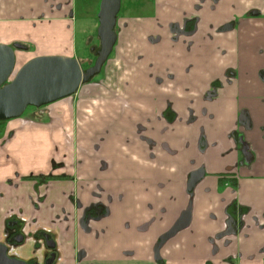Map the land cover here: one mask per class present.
Returning <instances> with one entry per match:
<instances>
[{
  "label": "crops",
  "instance_id": "obj_1",
  "mask_svg": "<svg viewBox=\"0 0 264 264\" xmlns=\"http://www.w3.org/2000/svg\"><path fill=\"white\" fill-rule=\"evenodd\" d=\"M71 3L0 0V43L30 46L16 68L75 57ZM147 3L76 103L0 122V240L17 215L32 243L18 253L39 262L37 230L54 237V264H264V0ZM187 212L158 262L159 237Z\"/></svg>",
  "mask_w": 264,
  "mask_h": 264
},
{
  "label": "water",
  "instance_id": "obj_2",
  "mask_svg": "<svg viewBox=\"0 0 264 264\" xmlns=\"http://www.w3.org/2000/svg\"><path fill=\"white\" fill-rule=\"evenodd\" d=\"M121 0H101L97 13L99 49L92 66L82 69L78 59L67 55H37L16 68V50H26L21 42L0 43V121L20 117L28 106L40 107L67 97L97 74L110 54L115 41L114 30ZM188 223L187 214L171 234ZM166 237V236H165ZM21 238H19L20 240ZM53 248L54 242L47 241ZM0 243V264H28L6 254ZM54 254L47 263H51Z\"/></svg>",
  "mask_w": 264,
  "mask_h": 264
},
{
  "label": "flooded vegetation",
  "instance_id": "obj_3",
  "mask_svg": "<svg viewBox=\"0 0 264 264\" xmlns=\"http://www.w3.org/2000/svg\"><path fill=\"white\" fill-rule=\"evenodd\" d=\"M99 5H100V2H99ZM200 7H201V5L197 4L196 9L199 10ZM120 9H121V4H120ZM120 9H119V11H120ZM98 10H99V8H98ZM118 13H117L116 23H115V27H114V30H115V33H116V41L118 39L119 33L123 32L124 31L123 28H126L127 25H128V23L124 22L123 26H121V24H120L121 17L118 15ZM69 18L73 22V20L75 19L74 13H71L69 15ZM97 20H98V18H97ZM177 29H178L179 32L183 31L184 33H186L184 25H182V26L178 25ZM174 33L176 35V31ZM96 36H97V29H96ZM98 40H99V38H98ZM116 41H115V43H116ZM96 47H97L96 44L94 46H92L91 51L94 50L95 54H94L92 60L89 59L90 61H88V62H85L82 58L77 56L78 61L80 60L83 65L85 64V66H82L80 64L82 69H86V68H88V67L93 65V63L95 61V58H96V51L99 49V47H98V49L95 50ZM112 50H113V48H112ZM112 50H111V52H112ZM111 52H110V54H111ZM110 54L108 55L107 59L102 64V66H101V68H100V70H99V72L97 74H95L92 78H90L89 81L81 83L80 86L78 87V89L75 91V93H73V94H71V95H69L67 97H64V98H71L74 101V103H76V100H77L76 98H77V95H78L81 87L83 85H85V84L91 83L93 81V79H95L101 73L105 63L109 59ZM80 61H79V63H80ZM217 84L219 85V81H217ZM61 99H63V98H61ZM50 104L43 105V106H40V107H34V106H28V107H31L32 109L45 108V109H42L43 110L42 112H46L49 115V112L51 111V108L49 106ZM30 119L33 120L32 117ZM67 137H69L72 140L73 135H72L71 131L67 133ZM63 176H65V175H54V174L31 175L30 174V175H23L20 178L21 179H37L38 183H42L44 181H47L48 179L57 178V177H63ZM228 180H231V183L233 184V192L237 193L238 189H239V184H238L237 180L234 181L233 178H228ZM235 203H236V205L238 207L244 209V212H242L240 214L241 221H243L242 218L245 215H247V213L249 212L248 207H244V205H242V204L239 205L236 202V198H235ZM102 212H103L102 207L98 206V205H95V206H92L91 208H88L87 210H85L84 215H83V220H82L83 224L86 227H88L89 226V219H91L93 217H99L102 214ZM188 213L189 212L186 213L187 217H188V223L185 226L179 227L178 230H176L175 232H173L171 234L173 228L180 224L181 218L183 217L182 216L177 222H175L173 224V226L167 232H165L164 234H162L159 237V240H158V242L156 244V247H155V254L157 256V261L158 262L163 263V259H162V256H161L159 250L163 246L164 242L167 239H169L170 237L174 236L178 231H180L181 229H183V228L188 226V224H189V215H188ZM23 223H24V220L21 217L17 216V215L16 216L13 215V216L9 217L6 220V222H5L3 238L0 240V243L7 247V251H6L7 256L10 257V258H13V259H17V260L23 261V262L28 263V264H48L47 261L49 260L51 255L54 254V258H53L52 262L49 263V264H54L57 261V259H58L59 253H58V249H57L54 237L52 236L51 233L46 232V230H37L31 235V238L34 239V248L37 251H39V252L42 250V256H40V260H41L40 262H39V259H37V258L32 257V258L25 259L24 257L19 255L20 249L23 248L24 244H26L28 242V240H31L30 238L29 239L26 238V234L23 231ZM19 238H21V239L19 240ZM48 240L49 241L52 240L54 242V247L53 248L47 246V241ZM11 247L17 248V251H15V252L13 251L12 253H10Z\"/></svg>",
  "mask_w": 264,
  "mask_h": 264
},
{
  "label": "rangeland",
  "instance_id": "obj_4",
  "mask_svg": "<svg viewBox=\"0 0 264 264\" xmlns=\"http://www.w3.org/2000/svg\"><path fill=\"white\" fill-rule=\"evenodd\" d=\"M71 12L74 13L75 20H73L72 26H69V22H65L66 29H71L73 37V46L75 48V57L79 56L85 62L92 60L94 56V50L91 51L92 46L95 44L98 49L99 40L96 36V29L98 25L97 12L99 8L100 0H72ZM148 2L150 0H147ZM146 0H121V9L118 15L121 17L120 24L123 26L124 22L128 23L129 15H144L149 11L150 5ZM69 26V27H68ZM125 29V28H123ZM22 43V42H21ZM41 44V43H40ZM39 44V45H40ZM54 44L47 43L45 48H50ZM28 47V46H27ZM30 48V46H29ZM40 48H44L41 45ZM60 55V54H53ZM90 59V60H89ZM17 61V66L22 62ZM92 62V61H91ZM31 107H28L21 116H25ZM32 109V108H31ZM36 109V108H35ZM25 246L32 245L28 240Z\"/></svg>",
  "mask_w": 264,
  "mask_h": 264
},
{
  "label": "trees",
  "instance_id": "obj_5",
  "mask_svg": "<svg viewBox=\"0 0 264 264\" xmlns=\"http://www.w3.org/2000/svg\"><path fill=\"white\" fill-rule=\"evenodd\" d=\"M27 49H29V47H27ZM80 61V60H79ZM80 64L82 65V66H85V64L83 65L82 63H81V61H80ZM34 108V107H33Z\"/></svg>",
  "mask_w": 264,
  "mask_h": 264
}]
</instances>
